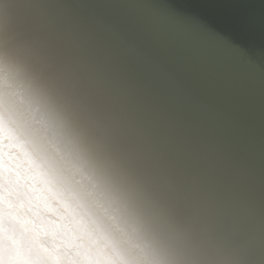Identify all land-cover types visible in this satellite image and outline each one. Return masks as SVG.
Returning <instances> with one entry per match:
<instances>
[{"label": "clouds", "instance_id": "1", "mask_svg": "<svg viewBox=\"0 0 264 264\" xmlns=\"http://www.w3.org/2000/svg\"><path fill=\"white\" fill-rule=\"evenodd\" d=\"M12 3L24 26L0 23V264H264L259 170L165 146L104 74L139 46L85 6L151 0Z\"/></svg>", "mask_w": 264, "mask_h": 264}, {"label": "snow or ice", "instance_id": "2", "mask_svg": "<svg viewBox=\"0 0 264 264\" xmlns=\"http://www.w3.org/2000/svg\"><path fill=\"white\" fill-rule=\"evenodd\" d=\"M85 7L117 17L137 42L138 50L111 52L104 74L156 138L189 157L222 150L264 178V49L257 55L243 42L248 19L227 21L242 38L237 40L195 13L181 15L185 10L175 4ZM152 19L188 30L192 42L156 33Z\"/></svg>", "mask_w": 264, "mask_h": 264}, {"label": "bare ground", "instance_id": "3", "mask_svg": "<svg viewBox=\"0 0 264 264\" xmlns=\"http://www.w3.org/2000/svg\"><path fill=\"white\" fill-rule=\"evenodd\" d=\"M151 0L157 6L175 4L185 10L181 15L195 13L213 26L222 29L227 34L233 35L237 40L242 38L227 23L235 15L248 19L251 24L248 30V38L243 42L257 55L264 49V0ZM7 10L4 14L2 11ZM0 23L11 30H19L24 26L21 14L16 10L12 0H0ZM172 35L178 37L177 41L191 43V33L185 31H173Z\"/></svg>", "mask_w": 264, "mask_h": 264}, {"label": "rangeland", "instance_id": "4", "mask_svg": "<svg viewBox=\"0 0 264 264\" xmlns=\"http://www.w3.org/2000/svg\"><path fill=\"white\" fill-rule=\"evenodd\" d=\"M5 12H7V10L2 11L3 14H4ZM2 13L0 12V15H3Z\"/></svg>", "mask_w": 264, "mask_h": 264}]
</instances>
